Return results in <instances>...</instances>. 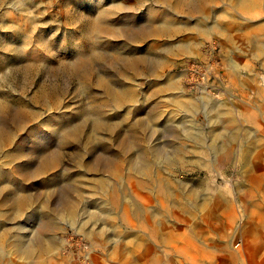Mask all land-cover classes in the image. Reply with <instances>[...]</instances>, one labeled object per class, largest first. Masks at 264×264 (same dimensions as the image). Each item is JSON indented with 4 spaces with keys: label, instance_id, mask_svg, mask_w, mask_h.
<instances>
[{
    "label": "rangeland",
    "instance_id": "374dc122",
    "mask_svg": "<svg viewBox=\"0 0 264 264\" xmlns=\"http://www.w3.org/2000/svg\"><path fill=\"white\" fill-rule=\"evenodd\" d=\"M0 200V264H264V0H0Z\"/></svg>",
    "mask_w": 264,
    "mask_h": 264
},
{
    "label": "bare ground",
    "instance_id": "6f19581e",
    "mask_svg": "<svg viewBox=\"0 0 264 264\" xmlns=\"http://www.w3.org/2000/svg\"><path fill=\"white\" fill-rule=\"evenodd\" d=\"M93 27L97 30V29H99V28H101V24L100 23H98V22H95L94 23V25H93ZM130 72V71H129ZM167 87H170V88H172L173 86H171V84H169V85H167ZM112 95H113V100H114V102L115 103H119V104H121L122 102H124V101H129V100H132L133 99V96H134V94L132 93V92H129V91H124V90H114V89H112ZM173 98V97H172ZM185 102L186 101H184V99L183 100H180V98H173L170 102H169V104L170 105H173L174 106V110L175 109H179L181 106H183L184 104H185ZM223 102V101H222ZM228 103V102H227ZM190 107V106H189ZM220 107V106H219ZM210 114H211V118H216V120H219V121H221L222 119H223V117L224 116H226V120L229 122V123H233V118H232V115H231V112L230 111H227V112H225V111H221V110H219V109H214L213 111H211L210 112ZM209 113H208V115H210ZM236 118V117H235ZM213 122V121H212ZM227 124V123H226ZM239 124V123H238ZM241 126H242V123H241ZM244 126V125H243ZM238 130V129H237ZM242 131H243V128H242ZM225 135H223V133H220V134H216V139H220V138H226V137H224ZM235 136V135H234ZM238 136V135H237ZM236 137V136H235ZM249 137V136H248ZM230 138H233V136H230ZM234 139V138H233ZM229 143L230 142V140L229 139H225V143ZM239 143V142H238ZM225 145V144H224ZM204 146V145H203ZM246 146V145H245ZM238 150V149H237ZM227 151V146H225L224 148H223V150H222V154L224 153V152H226ZM243 151V150H242ZM233 154V153H232ZM217 156H218V154H217ZM236 157H237V155H236ZM225 158V157H224ZM220 160H222V156L219 158ZM209 161V160H208ZM224 161H226L227 162V160H226V158H225V160ZM207 162V161H206ZM243 162V161H242ZM207 166V165H206ZM220 174V173H219ZM218 174V175H219ZM261 178V177H260ZM249 179H250V177H249ZM252 179V178H251ZM258 180V179H257ZM256 181V180H255ZM100 184H102V183H100ZM217 191V190H216ZM215 191V192H216ZM237 199V198H236ZM28 202H29V199L26 197V196H24V195H17V196H15L14 198H13V200H12V202H11V208H12V213L13 214H16V213H18V212H20V211H22L23 209H24V207L26 206V205H28ZM223 203V202H222ZM2 204H3V202L0 200V206H2ZM227 204V203H226ZM75 211H74V208H73V204L72 203H68L65 207H64V209H63V211H61L60 212V214L61 215H65V214H67L68 216H74L75 215V213H74ZM77 225H79V224H77ZM89 232V234L90 235H92L93 234V230H89L88 231ZM8 237H10V236H8ZM91 239H93V238H91ZM6 243V242H5ZM53 244V243H52ZM52 250H51V248L48 246V245H40L39 247H37V249H32V248H30V249H26L25 251H24V256L26 257V259H32V261L34 260V261H36V262H39V261H41L42 262V260H44V261H46V259H47V257H46V255H48L50 252H51ZM135 254V253H134ZM45 255V257H42V256H44ZM43 258V259H42ZM28 261V260H27ZM168 262V261H167ZM34 263V262H33ZM47 264V263H46ZM153 264H161L158 260H154L153 261Z\"/></svg>",
    "mask_w": 264,
    "mask_h": 264
}]
</instances>
